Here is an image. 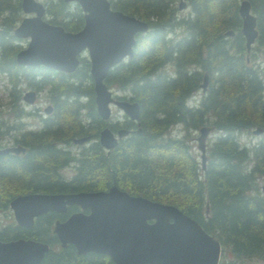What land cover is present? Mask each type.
<instances>
[{
    "label": "trees",
    "instance_id": "1",
    "mask_svg": "<svg viewBox=\"0 0 264 264\" xmlns=\"http://www.w3.org/2000/svg\"><path fill=\"white\" fill-rule=\"evenodd\" d=\"M238 1L187 0V12L179 15L174 0H108L111 8L145 20L147 29L135 34L132 54L103 79L115 97L138 104L137 122L125 115L123 119V127L134 130L107 152L98 142V130L117 125L95 111L89 60L80 56L70 72L16 63L20 45L13 42L12 28L21 18L20 0H0V71L9 82L11 110L16 111L25 86L47 87L55 105L36 130L27 131L23 155L0 154V209L8 208L19 193L104 190L113 182L130 194L171 203L194 218L220 242L218 264L251 259L264 264V196L258 186V177L264 179V62L256 60L264 46V0H248L257 29L248 51ZM42 2L48 22L70 31L82 26L77 3ZM226 29L233 34L225 35ZM82 108L87 109L88 124L81 120ZM174 124H182L183 134H169ZM202 124L217 132L203 169L186 138ZM0 125H8L2 117ZM250 128H259L262 137L245 145L238 133ZM87 129H93L94 140L74 155L63 143ZM73 162L76 173L64 177L61 168ZM56 216L65 217L47 211L31 226L10 221L1 227L0 239L47 242L37 264H112L106 254L77 253L70 243L57 244L51 230ZM227 250L233 259L225 258Z\"/></svg>",
    "mask_w": 264,
    "mask_h": 264
},
{
    "label": "water",
    "instance_id": "2",
    "mask_svg": "<svg viewBox=\"0 0 264 264\" xmlns=\"http://www.w3.org/2000/svg\"><path fill=\"white\" fill-rule=\"evenodd\" d=\"M64 1L75 2L81 8L83 24L76 31L45 20L41 1L20 0L21 10L32 14L21 17L12 29L15 38H27L26 45L15 51V62L70 72L77 67L79 56L85 51L97 115L107 119L110 104H113L127 118L137 122V102L113 97V91L103 79L112 66L132 54L135 34L144 32L147 22L111 8L108 0ZM184 6L185 0H178L177 8ZM237 11L248 51L257 36L255 14L248 0H239ZM223 33L230 36L233 30L226 29ZM21 98L32 103L34 90L23 91ZM50 109L49 104L43 108L45 112ZM210 129L205 124L200 125L195 137L202 169L206 161L205 138ZM127 132L126 127H121L114 135L105 125L99 129L97 139L108 150ZM85 138L80 136L73 140L82 142ZM16 148H0V154L17 151ZM260 190L264 196V183L260 184ZM70 204L87 211L76 210L63 220L56 219L52 231L61 246L70 243L77 253H103L110 257L112 264H218L220 242L194 218L171 203L130 194L113 182L104 190L25 192L8 201L14 222L20 226H30L34 216L46 211L64 212ZM48 248L47 242L32 238L0 239V264H37Z\"/></svg>",
    "mask_w": 264,
    "mask_h": 264
},
{
    "label": "rangeland",
    "instance_id": "3",
    "mask_svg": "<svg viewBox=\"0 0 264 264\" xmlns=\"http://www.w3.org/2000/svg\"><path fill=\"white\" fill-rule=\"evenodd\" d=\"M42 2V0H39ZM43 3V2H42ZM177 3L178 0H174V4L176 6V14L182 15L185 14L188 10V6H187V0H185V6L178 9L177 8ZM20 17H22L23 15H27L26 13H23L21 10L19 12ZM29 14V13H28ZM44 18H47V16L44 15ZM178 30H180L179 28H177ZM176 29V33H178V30ZM172 35V34H170ZM14 44L20 45V47H23L26 45L27 43V38H15L13 40ZM260 48L257 51V55H256V60H259L260 62L263 61L264 62V46L260 45ZM81 56L86 57V53L83 52L81 54ZM165 67H167V69H170V65L167 64ZM8 87H9V82L7 81V76L5 74V72L0 71V117L3 118V120L7 123L8 121H15L17 119L14 120V118H8L9 117V113L11 111V97L8 93ZM112 88V87H111ZM26 89H30L29 87H26L23 90ZM113 89V88H112ZM33 90V89H32ZM35 92V91H34ZM23 91L21 90L20 95H19V103H23L26 104L25 101H23L21 99V95H22ZM197 97V96H196ZM192 99V98H191ZM47 100H50L49 98V92L47 90V87L40 89L37 91V93L35 94V101L33 104H38V105H44L46 103ZM82 102L85 101V99H81ZM30 108V105H28L26 107V109L28 110ZM87 109L86 108H82L80 111L81 114V120L83 121L84 124H88L90 123V119L87 118L86 115ZM123 114V116H122ZM111 118L110 121L114 122L116 120V118L118 120H121L122 117H124V113L116 106H111ZM36 117L32 116L31 114L25 115L22 120L26 121V122H32V121H36ZM115 119V120H114ZM124 119V118H123ZM18 121V120H17ZM38 123V122H37ZM5 126V125H4ZM86 131H88V133L93 132V129H87ZM170 135H181L183 134V128H182V124H174L172 125L169 130H168ZM217 132L215 130H213L212 128L209 130L206 138H205V153H207V149L208 146L210 144V141L212 140V138L215 136ZM198 134L197 129H193L188 131V133L186 134V138L188 143L191 146V151L193 152V154L195 155V157L198 159L199 161V151L196 148V140L195 137ZM262 137V133L261 130L259 128H250L248 131L247 130H242L241 132L238 133V139L241 143H244L245 145H250L252 143H255L257 140H259ZM94 140V137L91 138V141H89L87 144L85 145H80L78 147L74 146L75 144L71 145V148L75 149V148H79L82 149L85 146H88L92 141ZM72 171L71 167H66V168H61L60 172L62 174L68 175L70 174ZM258 186H259V190H260V184L264 183V179L258 177ZM261 193V190H260ZM10 221L14 222V219L12 217V213L10 208H3L0 209V226L6 223H9ZM220 257V255H219ZM226 259H233V256L231 254V252L229 250H227L226 252ZM240 263L242 261H239ZM260 262H258L255 259H251V260H243L242 264H259Z\"/></svg>",
    "mask_w": 264,
    "mask_h": 264
},
{
    "label": "flooded vegetation",
    "instance_id": "4",
    "mask_svg": "<svg viewBox=\"0 0 264 264\" xmlns=\"http://www.w3.org/2000/svg\"><path fill=\"white\" fill-rule=\"evenodd\" d=\"M30 89H33V88H30ZM33 90L35 91V94L38 91L36 89H33ZM22 91H24V90H22ZM34 101H35V99H34ZM34 101H33V103H34ZM33 103H31V104H28V103L23 104V103H21L20 104L19 103V100H18L17 101V104H15V110L16 111H12L11 110L10 112H7V113L10 114L8 118H11L12 117V118H14V120L17 119L18 121L17 120L12 121V122L11 121H8L7 122L8 125L6 127L5 126L2 127L0 125V148H3V147H13V146H15V147H17L16 148L17 151H11V150H9V151H7L5 153H12V154H20V155H23L26 152L27 147H28L27 143H28L29 134H28L27 131H34V130H36V125H38V123L40 122V120H42L45 116H49L53 112V108L55 106L54 105V102L52 100H47L44 105H38V104H33ZM47 104H49L51 106V109L48 112H45L43 110V108ZM28 105H30V108L27 110L26 107ZM111 106H113V104H110V108H111ZM18 109L20 110V112H18ZM17 112H18V116L16 117L15 116L16 115L15 113H17ZM28 114H31L32 116H35L37 118L36 121L26 122V121L22 120V118L25 115H28ZM122 116H123V114H122ZM109 118H111V115L109 116ZM123 118H125V117H122L121 120H118L117 118H116V120L114 119L115 120L114 122H115V124L117 126L115 127L114 130L113 129L112 130L110 129L113 132L114 135L116 134V131L119 128L123 127ZM126 128L128 129V132L125 135H127L129 133V131L134 130L133 127H126ZM135 130H138V128L135 129ZM125 135H123L121 137V139ZM80 136H86L85 140L82 141V142H75L73 140L74 138L80 137ZM91 136H92V132L89 133V134L88 133H85L83 135L72 136V137H70L69 141L64 142L63 145H65L66 146V149H68L74 155H77V153H79L81 151V149H79V148L73 149V148H71V145L72 144H75L74 146H76V147H78V146H80L82 144L85 145L89 141H91V138H92ZM85 147H88V146H85ZM105 150L107 152L109 151V149L108 150L105 149ZM74 166H75V163L74 162L73 163H69V164L63 166L62 169L63 168H66V167H69V168L71 167V169H72V171H71L70 174H68V175L63 174V176L66 177V178L72 177L74 175V173H76V169H75ZM68 208L70 209V211L67 213ZM76 210H82L84 212L87 211L86 209L80 208L76 204L67 205V207H66V209H65L64 212H57V211H54V210H50V211H52V212H54L56 214L65 215V217L60 218V219H59V217L56 216V218L54 219V221H55L56 219H58V220L65 219L71 212L76 211ZM46 212H43L41 214H38V215L34 216L33 217V221L37 217H42L43 214H45ZM54 221H53V223H54ZM53 223H52V226H53ZM2 226L3 225L0 226V229H1ZM52 226H51V230H52ZM52 233L55 235V233L53 231H52ZM55 237H56V235H55ZM57 244L60 245V243H59L58 240H57ZM64 246H61V247H64Z\"/></svg>",
    "mask_w": 264,
    "mask_h": 264
}]
</instances>
